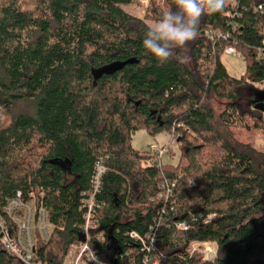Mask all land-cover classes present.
I'll use <instances>...</instances> for the list:
<instances>
[{"label":"trees","instance_id":"1","mask_svg":"<svg viewBox=\"0 0 264 264\" xmlns=\"http://www.w3.org/2000/svg\"><path fill=\"white\" fill-rule=\"evenodd\" d=\"M234 1L203 15L197 37L160 63L143 48L149 25L123 9L134 0H0V215L19 192L36 221L46 212L53 230L47 241L37 230L36 262L64 264L82 240V200L99 161L107 172L95 232L114 243L100 246L110 262L129 250L126 261L138 258L129 234L152 229L161 264H252L264 255V150L243 135L264 132V90L247 104L242 97L264 85V13L256 10L264 0ZM153 12L156 20L163 13ZM234 44L246 64L240 78L222 63ZM214 97L224 102L219 113ZM139 131L169 133L178 163L135 149ZM164 182L175 185L169 199L160 198ZM180 222L190 229L178 230ZM204 242L217 245L211 262L190 253ZM0 264H22L1 233Z\"/></svg>","mask_w":264,"mask_h":264},{"label":"built area","instance_id":"2","mask_svg":"<svg viewBox=\"0 0 264 264\" xmlns=\"http://www.w3.org/2000/svg\"><path fill=\"white\" fill-rule=\"evenodd\" d=\"M232 7H237V2L231 0ZM256 10L264 13V3L256 7ZM212 15V14H210ZM233 31H237L234 26ZM209 38L219 37L225 40L231 38L230 34L212 33L206 31L204 33ZM225 55L243 60L242 54L236 49L235 44L228 46L225 49ZM264 59V41L263 47L258 51V60ZM5 120L4 108L0 104V128ZM151 155L156 156L160 161L165 155L170 154V150L167 146L157 147L151 146L149 149ZM107 169L99 161L92 178V190L91 195L88 198L82 200L81 208L84 209V225L82 229V240L73 245L66 258L64 264H99L100 261L103 264H161V259L157 255V240L153 234V229L150 230L145 236H141L136 232L129 234L130 241L134 245L138 246L139 257L126 261V258L133 255V250L125 252L124 255H120L119 262H110L109 257L101 252L100 246L103 244L114 245L110 238L104 235V232H95L97 228L95 210L98 208L96 203L97 195L101 191L102 182ZM175 185L164 182L161 185L162 192L160 198L169 199L173 195V189ZM22 194L19 192L15 199L9 200L7 207H5L3 213L0 215V233L1 243L3 247L12 255L16 256L22 264H41L36 262L35 246L36 235L38 230L44 240H49L50 232L48 230L47 214L43 209L39 210L37 221L39 225L35 228L34 222L36 220V211L33 204H25L21 201ZM214 216L207 218L205 223L212 222ZM10 223L15 226V232L10 227ZM175 227L181 231H188L190 226L185 222L175 223ZM36 229V231H35ZM191 255L201 256L204 262H211L216 259L218 248L215 243H193L190 246ZM93 254L98 258L97 261H93ZM139 259V260H138Z\"/></svg>","mask_w":264,"mask_h":264},{"label":"clouds","instance_id":"3","mask_svg":"<svg viewBox=\"0 0 264 264\" xmlns=\"http://www.w3.org/2000/svg\"><path fill=\"white\" fill-rule=\"evenodd\" d=\"M227 3L228 0H174V6L148 27L142 42L143 48L160 63L167 62L173 55V49L197 37L203 15L222 12ZM92 259L98 260L94 254Z\"/></svg>","mask_w":264,"mask_h":264},{"label":"rangeland","instance_id":"4","mask_svg":"<svg viewBox=\"0 0 264 264\" xmlns=\"http://www.w3.org/2000/svg\"><path fill=\"white\" fill-rule=\"evenodd\" d=\"M165 1L166 0H134V3L128 6H124L123 9L125 12L128 14L140 18L146 21V23L150 26L157 20L154 19V12L153 10L160 9L161 12H165L168 9L165 6ZM222 63L226 67L228 73L235 78H240L242 77L245 72H246V64L243 60H240L235 57L227 56L225 55L222 58ZM254 90H264V85H256L254 89H248L245 90L242 94L243 101L244 103H249V100L254 98ZM213 105L214 109L217 113L221 112L223 107H224V102L217 100L215 97L213 98ZM252 134V135H251ZM250 135H247L246 132H243V135L245 137L250 138L254 142V145L261 149L264 150V132L262 131H252ZM171 146L174 155H165L161 162L164 164H171V165H176L178 163L179 157H180V151L179 147L176 143L172 142L171 137L169 133L165 132L162 134H159L157 136H152L148 134L146 131H139L137 132L134 137H133V147L139 151H147L150 149L151 146H157V147H162V146ZM33 207L36 211V207L33 204ZM39 225V221L34 222V227L36 228ZM48 230L51 233L53 228L48 224ZM36 231V229H35ZM37 232V231H36ZM35 232V235H36ZM218 255V253H217ZM257 259H262L264 260V255H257L254 256L252 259V264Z\"/></svg>","mask_w":264,"mask_h":264}]
</instances>
